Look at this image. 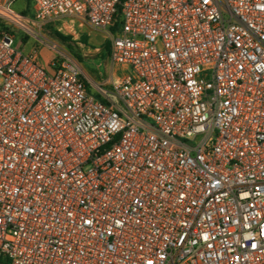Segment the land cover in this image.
<instances>
[{"label":"built area","instance_id":"1","mask_svg":"<svg viewBox=\"0 0 264 264\" xmlns=\"http://www.w3.org/2000/svg\"><path fill=\"white\" fill-rule=\"evenodd\" d=\"M30 9L104 34L123 74L97 98L68 50L0 28V264H264V0Z\"/></svg>","mask_w":264,"mask_h":264},{"label":"rangeland","instance_id":"2","mask_svg":"<svg viewBox=\"0 0 264 264\" xmlns=\"http://www.w3.org/2000/svg\"><path fill=\"white\" fill-rule=\"evenodd\" d=\"M27 2L28 0H13V3L11 4V7L13 10L17 13H19L21 16H29L31 15V9L29 6V11H26L27 8ZM4 0H0V28L5 24L1 19L2 14L5 15L4 6L3 5ZM29 14V15H28ZM21 21L24 23L23 26L26 28L34 30V35H31L27 33L25 30L21 29L19 25H7L5 24V28L14 33V42L15 45L24 51L28 50L31 47H35L37 49L38 58L39 61L42 63L47 62V57H49V61L52 59L51 54V47L49 44H56L60 47H63L64 49L68 50L71 57L75 62H80V65L82 67L83 74L86 76V78L93 84L97 83L94 80H101V76H97V71L100 73H104L105 67L104 63L99 58H92V53L85 52L86 50H89L92 48L93 43L96 44V46H100V48H104L102 43V37L100 35L94 34V32H91L92 37H96L94 40L89 43L88 41H85L83 38V32L80 30L79 27H73L72 29H69L66 31V35H69L71 37V45L72 48H68L64 43L54 38L50 33L49 30L46 28L45 25L41 26L40 28L35 27L33 23L29 19L22 18ZM51 26L55 27L54 24L49 23ZM38 35L42 36L44 39H46V42H38L39 38ZM25 40L28 41V44L25 43ZM77 40V41H76ZM79 43L77 44V42ZM105 50V49H104ZM78 61H77V60ZM94 92V91H93ZM96 97V96H95ZM113 99H115L113 96H111Z\"/></svg>","mask_w":264,"mask_h":264},{"label":"crops","instance_id":"3","mask_svg":"<svg viewBox=\"0 0 264 264\" xmlns=\"http://www.w3.org/2000/svg\"><path fill=\"white\" fill-rule=\"evenodd\" d=\"M29 15V14H28ZM27 17V16H25ZM79 27L80 30L83 32V36H84V40L85 41H88L89 43H91L92 40H94L96 37H92L91 36V32H94V34H97V35H100L103 39L102 43L103 44V49L100 48V46H96L95 43H93V46L92 48H90L89 50H86L85 52L87 53H92L93 54V57L92 58H99L101 59V61L104 63V67H105V71L104 73H99L97 71V76L99 77L100 75L101 76V80H94L96 81L97 83L93 84L91 83L87 78L86 76L83 74V71H82V67L80 65V62L78 64L80 70H81V76L83 78V80L86 82V85H87V90L93 95V96H96L97 98H101L102 95L99 93L98 91V88H97V85H100L102 86L103 88H108L109 87V83L110 81L118 78V77H121V75L123 74V68L120 66V65H117V64H113L110 62L109 58H108V52H109V39L102 33L98 32V31H94L92 29H90L89 27H87L86 25H79L77 23H75L73 25V27ZM72 27V28H73ZM71 28V29H72ZM77 41V40H76ZM25 43L28 44V41L25 40ZM79 43V41L77 42V44ZM33 47L29 48L28 50L26 51H30ZM105 49V50H104ZM52 50V49H51ZM51 54H52V57L55 56V53L54 51L52 50L51 51ZM77 60V59H76ZM49 61V57H47V62L46 64L48 63ZM78 61V60H77ZM45 64V63H43ZM94 91V92H93Z\"/></svg>","mask_w":264,"mask_h":264},{"label":"trees","instance_id":"4","mask_svg":"<svg viewBox=\"0 0 264 264\" xmlns=\"http://www.w3.org/2000/svg\"><path fill=\"white\" fill-rule=\"evenodd\" d=\"M30 4H31V0H28L26 11H29ZM45 26L49 30V33L54 38H56L57 40L64 43L68 48H72V45H71L72 41H71V37L69 35H66V34L60 32L59 30H57L55 27L51 26L50 24H46Z\"/></svg>","mask_w":264,"mask_h":264}]
</instances>
